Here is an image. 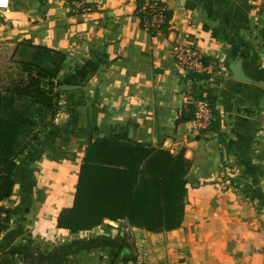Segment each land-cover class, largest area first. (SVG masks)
Listing matches in <instances>:
<instances>
[{
  "label": "crops",
  "instance_id": "crops-1",
  "mask_svg": "<svg viewBox=\"0 0 264 264\" xmlns=\"http://www.w3.org/2000/svg\"><path fill=\"white\" fill-rule=\"evenodd\" d=\"M83 1L88 9L12 0V11L0 10V41L65 52L61 77L76 86L63 91L56 125L21 157L15 192L0 202L12 209L0 264H264V0H164L171 17L157 35L142 25L140 0ZM176 42L219 66L185 73ZM234 63L253 79L241 93ZM203 96L217 108L197 132L180 118ZM240 100L258 114L241 113ZM112 134L185 151L192 168L179 228L154 233L111 219L78 233L58 227L86 147Z\"/></svg>",
  "mask_w": 264,
  "mask_h": 264
},
{
  "label": "trees",
  "instance_id": "trees-1",
  "mask_svg": "<svg viewBox=\"0 0 264 264\" xmlns=\"http://www.w3.org/2000/svg\"><path fill=\"white\" fill-rule=\"evenodd\" d=\"M145 2L140 0L137 8L142 25ZM170 17L169 10L163 31ZM13 58L17 71L0 73V202L15 192L21 157L56 125L65 91V52L25 39L17 43ZM193 116L192 107L180 121ZM191 168L184 150L175 153L127 135L99 137L86 147L74 203L59 214L58 227L78 233L111 219L154 233L177 229L185 218ZM0 208L5 211L1 235L12 222V209Z\"/></svg>",
  "mask_w": 264,
  "mask_h": 264
},
{
  "label": "built area",
  "instance_id": "built-area-1",
  "mask_svg": "<svg viewBox=\"0 0 264 264\" xmlns=\"http://www.w3.org/2000/svg\"><path fill=\"white\" fill-rule=\"evenodd\" d=\"M71 4L73 8L88 9L83 0H75ZM12 8V0H0V10L10 12ZM142 10L146 13L143 19L144 28L155 35L162 33L170 10L167 3L164 0H146ZM173 54L177 67L185 73L211 72L215 67L214 63H207L203 53L193 46L176 42L173 44ZM190 121L197 132L208 129L213 123L212 104L206 96L198 97L194 102V116ZM0 215H5V211L1 208Z\"/></svg>",
  "mask_w": 264,
  "mask_h": 264
},
{
  "label": "rangeland",
  "instance_id": "rangeland-1",
  "mask_svg": "<svg viewBox=\"0 0 264 264\" xmlns=\"http://www.w3.org/2000/svg\"><path fill=\"white\" fill-rule=\"evenodd\" d=\"M17 45V44H16ZM15 44L8 42V41H0V73L5 74L8 71H17L16 69V59L13 58V51L16 47ZM215 66H219L217 61H214ZM212 104L213 114L215 118L216 112V97L214 96H206Z\"/></svg>",
  "mask_w": 264,
  "mask_h": 264
},
{
  "label": "water",
  "instance_id": "water-1",
  "mask_svg": "<svg viewBox=\"0 0 264 264\" xmlns=\"http://www.w3.org/2000/svg\"><path fill=\"white\" fill-rule=\"evenodd\" d=\"M232 69H233L232 78L235 81L236 91L238 93H241L243 90L244 83L248 81H253V79H251V77L246 75L245 72L242 70L241 66L237 63H234L232 65ZM61 88L64 90H72L76 88V86L71 84H64L61 86ZM238 109L241 113H244L245 115H249V116L257 115L259 110L258 108L251 107L249 105H244L241 100Z\"/></svg>",
  "mask_w": 264,
  "mask_h": 264
}]
</instances>
